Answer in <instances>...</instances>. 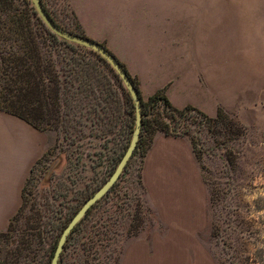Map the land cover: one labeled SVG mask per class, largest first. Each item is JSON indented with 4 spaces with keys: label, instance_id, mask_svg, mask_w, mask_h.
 Wrapping results in <instances>:
<instances>
[{
    "label": "rangeland",
    "instance_id": "1",
    "mask_svg": "<svg viewBox=\"0 0 264 264\" xmlns=\"http://www.w3.org/2000/svg\"><path fill=\"white\" fill-rule=\"evenodd\" d=\"M43 3L56 24L85 37L69 0ZM103 64L115 92L112 131L101 134L98 100L84 88L70 101L76 106L68 115V132L40 124L49 145L26 179L19 210L0 233V264H50L64 227L110 177L127 149L135 108L119 76L105 60ZM261 84L244 104L218 106L227 119L244 128L241 136L228 142V150L222 137L199 124L200 117L182 121L202 150L200 160L193 154L204 193L195 187L187 194L176 192L180 186L175 185L148 187L143 180L145 160L155 135L162 132L151 143L146 135L139 137L116 182L69 233L57 264H264ZM156 110L162 112V107ZM175 212L198 216L179 224L175 221L183 218L174 217Z\"/></svg>",
    "mask_w": 264,
    "mask_h": 264
},
{
    "label": "crops",
    "instance_id": "2",
    "mask_svg": "<svg viewBox=\"0 0 264 264\" xmlns=\"http://www.w3.org/2000/svg\"><path fill=\"white\" fill-rule=\"evenodd\" d=\"M69 2L84 36L124 65L144 99L164 91L177 108L191 105L214 115L219 105L244 104L247 95L253 98V90L263 87L264 0ZM48 145L44 131L0 111V233L19 210L26 179ZM143 180L148 187L180 186L175 189L180 194L194 187L204 193L186 137L157 133ZM173 215L183 218L175 221L179 224L198 216Z\"/></svg>",
    "mask_w": 264,
    "mask_h": 264
},
{
    "label": "trees",
    "instance_id": "3",
    "mask_svg": "<svg viewBox=\"0 0 264 264\" xmlns=\"http://www.w3.org/2000/svg\"><path fill=\"white\" fill-rule=\"evenodd\" d=\"M43 6L54 20L44 3ZM81 35L84 36L83 33ZM103 62L104 59L95 51L51 32L30 0H0V111L17 116L39 130L46 129L40 127L44 122L45 126L60 128L65 133L68 132L70 109L76 106L70 101L74 102L84 88L93 98H97L101 134H108L113 129L112 102L115 101V92ZM120 65L140 99V139L146 135L151 143L157 132L173 137L187 136L196 159L200 160L202 150L196 148V136L186 130L182 121L200 117L199 124L205 126L211 135L222 137L227 150L230 148L228 142L243 134L244 128L234 120L227 119L220 107L215 116L210 117L191 105L175 107L164 91H157L144 100L137 80H133L123 64ZM126 95L132 103L128 92ZM157 107H162V112L156 110ZM182 126L184 130L180 131ZM229 155L231 152L226 154L228 159Z\"/></svg>",
    "mask_w": 264,
    "mask_h": 264
},
{
    "label": "water",
    "instance_id": "4",
    "mask_svg": "<svg viewBox=\"0 0 264 264\" xmlns=\"http://www.w3.org/2000/svg\"><path fill=\"white\" fill-rule=\"evenodd\" d=\"M35 11L37 12V15L42 20V22L45 24V26L54 34H56L58 37L67 40L69 42L84 46L88 49H91L95 51L97 54H99L115 71V73L119 76L121 79L125 89L129 93L133 104L135 108V125L134 130L130 139V142L127 146V149L125 150L124 154L120 158L119 162L117 163L114 171L110 175V177L104 182V184L95 191L77 210V212L71 217L67 225L62 230L59 239L57 241L55 250L53 252L52 258L50 260V264H57L58 260L60 258V254L63 250L64 243L69 235V233L72 231V229L76 226V224L85 216L88 209L94 205L103 195L106 194V192L113 186V184L116 182L117 178L120 176L121 172L125 168L127 162L131 158L133 151L136 147L140 128H141V119H142V109H141V103L140 99L137 96V93L135 91V88L118 62V60L101 44L94 42L88 38L81 37L75 34H72L63 28H61L58 24L54 22V20L49 16L48 12L45 10L43 3L41 0H30Z\"/></svg>",
    "mask_w": 264,
    "mask_h": 264
}]
</instances>
